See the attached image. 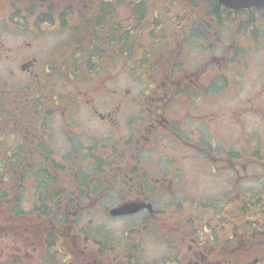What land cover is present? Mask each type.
Listing matches in <instances>:
<instances>
[{"label":"flooded vegetation","instance_id":"obj_1","mask_svg":"<svg viewBox=\"0 0 264 264\" xmlns=\"http://www.w3.org/2000/svg\"><path fill=\"white\" fill-rule=\"evenodd\" d=\"M0 3L1 236L14 218L21 234L37 233L43 258L32 264L264 262V206L253 217L243 211L264 200V152L245 130L224 140L216 105L239 93L245 73V31L231 30L264 8L215 15L203 0ZM50 27L66 32L54 46L42 41ZM191 43L201 53L187 68ZM226 70L235 72L230 82ZM122 74L136 91L117 84ZM248 103L261 96L240 101L229 126L242 125ZM10 193L19 215L3 209ZM127 204L140 208L111 214ZM93 213L129 222L126 247L92 239L95 224L81 223ZM153 238L169 249L140 253Z\"/></svg>","mask_w":264,"mask_h":264},{"label":"rangeland","instance_id":"obj_2","mask_svg":"<svg viewBox=\"0 0 264 264\" xmlns=\"http://www.w3.org/2000/svg\"><path fill=\"white\" fill-rule=\"evenodd\" d=\"M233 21L236 22L235 20ZM241 21L245 26L241 24L239 28L236 27L231 31H233L234 34L237 32V29H239L241 32L245 31L244 34L246 37L243 38L242 42L240 43L244 49H247L246 52L241 55L242 60H244L245 62V73L241 77L240 83L242 84L239 93L235 94L236 96H232L231 98H229V94H227V96L217 99L216 105L223 111V118L226 119L223 120V122H226V125H222L220 130L222 131L223 139L227 142H229L231 138L234 139L237 136H240L241 132L245 130V133H249L250 136L253 135L254 137L253 139L255 140V142L252 141V147L255 146L256 148L264 152V12L263 14H260L259 12L250 10L245 16H243V19ZM224 24L226 25V23ZM250 28H252V31H249ZM49 33L50 34L42 38L43 43H46L47 45L54 46L56 42H62V40L66 37V32H61L60 28L50 27ZM256 34H258L257 36L259 38L258 43L254 39ZM143 36L155 41L154 34ZM233 36L235 37V39L239 40L238 36ZM190 46L191 57H188L187 59L185 57L183 59L184 66H186L187 68H190L192 65H196L199 63L198 57L201 53V47H199L197 44L191 43ZM233 73L235 72H231L229 70L225 71V78L229 79V82L232 78ZM223 74L224 73L222 72L220 73V75ZM132 79L122 74L121 77H116V82L121 87L124 86L125 88H130L133 91H136L137 88L135 86L133 87ZM94 81L95 80H93L92 82ZM134 83L136 86L141 85L140 81L136 82V79L134 80ZM216 83L219 84V86L223 87L225 86L224 83L226 82L222 77H218ZM259 95L261 96L262 103L246 104L247 110L244 114V117H242L243 123L240 127H231L227 124L230 112L233 109L239 107L240 101H242L243 99H250V97L252 96L258 97ZM261 110L262 112H259ZM225 147L228 146H224V148ZM257 171H259V169ZM254 182L255 184L253 186L258 188L259 191L261 188V185L259 186V181L256 180ZM200 189L204 193H208L212 190L209 184L206 186L201 185ZM251 194L252 193L249 190L247 195ZM10 195L11 193L8 196H5L3 194L2 199L6 201L7 199L5 197H10ZM250 197H247L246 199H249ZM4 203L5 204L3 205V209L10 211L12 209L13 215L17 214L18 210H21L20 206L14 205V202H12V197H10L9 200ZM263 206L264 200H261L258 203L257 208L259 209ZM22 207L26 208L27 205L23 204ZM20 224L21 223H19L16 218L11 220V223L8 225V229L6 231L7 234L0 241L1 264H32L43 258L41 254L42 243L39 235L37 233L33 235L30 232L29 234H27V232L25 231L23 232V234H21L18 229ZM93 224L95 225L91 229H95L96 231L93 233H89V235L92 236V239L103 241L104 243L113 245L117 249L126 247L125 234L130 231L129 222L117 219L111 220L109 218L102 217L99 214L93 213V215L87 216V218L81 223V225L85 226H92ZM25 237L27 238L25 239ZM164 249L166 250L169 248L166 245H163L161 240L156 238H153L152 240L146 239V241L143 243V247L140 249V253H153L155 256H160ZM115 252L116 251H113V253ZM49 259H52L51 256ZM155 260L158 259H153L152 261ZM43 261L48 260L47 258H45V260ZM262 264H264V262Z\"/></svg>","mask_w":264,"mask_h":264},{"label":"water","instance_id":"obj_3","mask_svg":"<svg viewBox=\"0 0 264 264\" xmlns=\"http://www.w3.org/2000/svg\"><path fill=\"white\" fill-rule=\"evenodd\" d=\"M219 4L231 10L235 9H247L251 7L264 6V0H217ZM139 206L134 204L124 205L116 210H113L111 214L116 215H127L139 210Z\"/></svg>","mask_w":264,"mask_h":264},{"label":"trees","instance_id":"obj_4","mask_svg":"<svg viewBox=\"0 0 264 264\" xmlns=\"http://www.w3.org/2000/svg\"><path fill=\"white\" fill-rule=\"evenodd\" d=\"M204 1V3L206 4V5H209L210 7H211V9L213 10V14H215V15H219V13H220V10H219V4H218V2H216V0H203ZM195 2H196V5H198V3H197V0H195ZM155 37V36H154ZM257 152V154L259 155V153L260 152H262V150H260V149H258L257 148V150H256ZM6 199H9L10 197H5ZM261 200L260 199H257L256 201H255V203L253 202V203H245L244 204V209H243V211L245 212V216H246V218H248V217H253V216H255L256 214H255V212L257 211V206H258V203L260 202ZM259 209H261V208H259ZM258 209V210H259ZM11 211H12V209H11ZM12 213H13V211H12ZM21 213V210H18V213L17 214H20ZM17 214H14V215H17ZM3 238V236H1V233H0V241H1V239ZM1 264V263H0Z\"/></svg>","mask_w":264,"mask_h":264}]
</instances>
